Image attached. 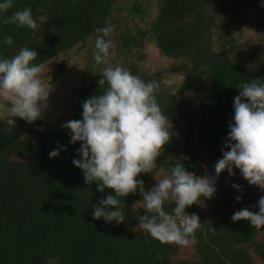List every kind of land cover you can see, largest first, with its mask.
I'll return each mask as SVG.
<instances>
[{
	"label": "trees",
	"instance_id": "obj_1",
	"mask_svg": "<svg viewBox=\"0 0 264 264\" xmlns=\"http://www.w3.org/2000/svg\"><path fill=\"white\" fill-rule=\"evenodd\" d=\"M159 1L156 17L144 28L123 26L115 18L119 0H13L11 9L0 12V59H10L27 47L38 53L33 64H45L97 37L96 28L113 25L111 36L118 40L124 68L146 82L158 81L155 95L163 113L173 124L183 122V132H172L163 154L183 156L178 160L186 170L205 176L203 155L218 161L223 151L230 150L224 145L234 123L237 86L264 80V44L227 34L221 0ZM26 8L32 10L36 30L2 22ZM9 36L13 45L4 43ZM150 40L163 55L179 62L164 71L144 70L140 63ZM89 67L95 76L82 90L81 103L103 94L99 66ZM169 73L184 76L173 92L164 86ZM195 87L200 92L196 106L185 112L180 97ZM70 138V129L43 118L31 124L19 117L0 120V264L264 263V238H260L264 228L256 230L248 221L232 220L243 208L258 212V204L227 170L215 180L217 191L211 199L202 197L201 203L185 209L199 216L201 226L194 243L196 258L181 259L177 258L180 246L161 244L134 226L133 205L143 199L139 191L120 198L124 223L93 217L96 204L115 193L111 189L102 193L95 182H85L82 170L73 164L74 159H82L81 142L72 144ZM58 147L59 156L50 157ZM178 160L162 161L153 174L161 170L168 174ZM153 174L138 177L146 191L154 187ZM236 196L242 199L238 202ZM174 207L171 200L164 204L168 213ZM158 254L163 259H156Z\"/></svg>",
	"mask_w": 264,
	"mask_h": 264
},
{
	"label": "clouds",
	"instance_id": "obj_2",
	"mask_svg": "<svg viewBox=\"0 0 264 264\" xmlns=\"http://www.w3.org/2000/svg\"><path fill=\"white\" fill-rule=\"evenodd\" d=\"M12 7L13 0L0 2V12ZM2 22L30 30L38 28L31 8L16 11ZM95 31L98 35L93 52L94 67L104 65L98 81L103 94L83 102L82 120L62 125L71 130L72 144L81 142L78 152L82 159H74L73 164L82 170L85 182L89 185L95 182L102 193L105 189L115 193L102 198L92 215L96 220L124 223L121 207L125 206L120 198L139 191L143 199L133 209L143 208L147 214L139 217L136 229L164 245L190 246L196 242L201 221L197 214H188L185 209L201 203L202 197L211 199L217 191L215 181L186 170L179 160L167 175L153 174L158 167L157 159L172 137V124L155 95L159 82H146L119 64L112 66L110 49L114 44L105 38L114 32V26L98 27ZM4 43L13 45L12 37H6ZM37 56L36 51L24 47L12 58L0 59V99L10 104L13 117L29 124L42 117L51 89L42 79L44 64H33ZM237 88L240 95L234 98V123L229 125L228 141L224 145L230 150L223 151V157L216 163V177L225 170L234 176V169H239L250 185L264 190V80L253 79ZM59 154V147L49 153L52 158ZM147 173L154 175L157 184L146 191L144 181L138 177ZM232 187L240 189L241 186L233 184ZM241 199L236 196L238 202ZM169 200L175 203L172 213L164 208ZM258 209L253 212L243 208L233 214L232 220L248 221L260 230L264 228V196L259 199ZM156 259L163 256L158 254Z\"/></svg>",
	"mask_w": 264,
	"mask_h": 264
},
{
	"label": "rangeland",
	"instance_id": "obj_3",
	"mask_svg": "<svg viewBox=\"0 0 264 264\" xmlns=\"http://www.w3.org/2000/svg\"><path fill=\"white\" fill-rule=\"evenodd\" d=\"M159 2V0H119L113 13L123 26L146 28L156 17ZM221 3L223 6V23H225V28H227V34L264 44V6H262L264 5V0H221ZM109 38L114 44V47L110 49V63L112 66L119 64L124 67V59L118 40L114 36ZM95 40L96 37H92L86 43L78 44L44 64L42 79L46 86L51 87V89L47 107L43 110L41 118L63 130H69L63 128V124L71 120H79L81 117L80 113L83 112L81 92L89 85V79L95 76L89 67L95 65L93 62ZM143 53H145L146 58L140 65L149 73L164 71L179 62L177 59L163 55L152 40L146 43ZM134 59H137V56ZM102 67L104 65H100L99 70ZM183 80V75L169 73L165 75L164 86L173 92L178 89ZM199 94V90L195 87L181 95L180 98L185 112L194 110ZM0 104V120L13 121L15 117L10 113V104L3 99H0ZM171 124V132L175 134L183 132V122ZM182 157L179 154H162L157 159V166L164 160H178L182 159ZM217 162V160L207 154L203 155L201 162L205 169V175L213 178L214 181L218 178L215 173ZM234 171L235 175L233 177L250 198L258 204L260 197L264 196V190H261L258 186L250 185L242 177L239 169H234ZM222 174H226V172L224 171ZM156 175L163 177L167 174L161 170ZM153 183L154 186L157 184L155 177H153ZM202 202L207 203L206 199L202 200ZM143 215H145L143 208L134 211L135 227L139 224V217ZM260 238H264V231L260 234ZM177 258L195 259L194 244L187 247L180 246Z\"/></svg>",
	"mask_w": 264,
	"mask_h": 264
},
{
	"label": "water",
	"instance_id": "obj_4",
	"mask_svg": "<svg viewBox=\"0 0 264 264\" xmlns=\"http://www.w3.org/2000/svg\"><path fill=\"white\" fill-rule=\"evenodd\" d=\"M0 58H1V53H0ZM0 108H1V104H0Z\"/></svg>",
	"mask_w": 264,
	"mask_h": 264
}]
</instances>
